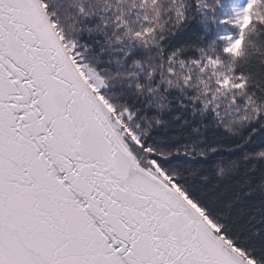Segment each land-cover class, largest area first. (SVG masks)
Wrapping results in <instances>:
<instances>
[{"label": "snow or ice", "instance_id": "1", "mask_svg": "<svg viewBox=\"0 0 264 264\" xmlns=\"http://www.w3.org/2000/svg\"><path fill=\"white\" fill-rule=\"evenodd\" d=\"M0 264H264V0H0Z\"/></svg>", "mask_w": 264, "mask_h": 264}]
</instances>
